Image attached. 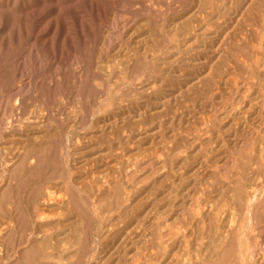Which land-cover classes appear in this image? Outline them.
<instances>
[{"label":"rangeland","instance_id":"1","mask_svg":"<svg viewBox=\"0 0 264 264\" xmlns=\"http://www.w3.org/2000/svg\"><path fill=\"white\" fill-rule=\"evenodd\" d=\"M0 264H264V0H0Z\"/></svg>","mask_w":264,"mask_h":264}]
</instances>
